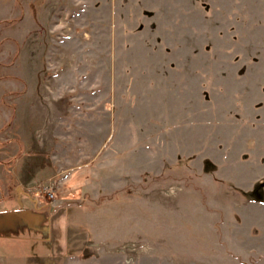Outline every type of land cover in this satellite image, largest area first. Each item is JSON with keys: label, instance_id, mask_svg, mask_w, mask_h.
<instances>
[{"label": "rangeland", "instance_id": "rangeland-1", "mask_svg": "<svg viewBox=\"0 0 264 264\" xmlns=\"http://www.w3.org/2000/svg\"><path fill=\"white\" fill-rule=\"evenodd\" d=\"M0 264H264V0H0Z\"/></svg>", "mask_w": 264, "mask_h": 264}, {"label": "built area", "instance_id": "built-area-1", "mask_svg": "<svg viewBox=\"0 0 264 264\" xmlns=\"http://www.w3.org/2000/svg\"><path fill=\"white\" fill-rule=\"evenodd\" d=\"M42 189H43V192H45L46 196H47L49 199L53 200V199L55 198L54 191H53V189H52L50 186H48V187H43Z\"/></svg>", "mask_w": 264, "mask_h": 264}, {"label": "crops", "instance_id": "crops-1", "mask_svg": "<svg viewBox=\"0 0 264 264\" xmlns=\"http://www.w3.org/2000/svg\"><path fill=\"white\" fill-rule=\"evenodd\" d=\"M61 219H62V215L61 214H59L58 216H55V218H53V220L55 221V224H56L55 226L58 225L57 222H59ZM51 244H52V242H51Z\"/></svg>", "mask_w": 264, "mask_h": 264}]
</instances>
